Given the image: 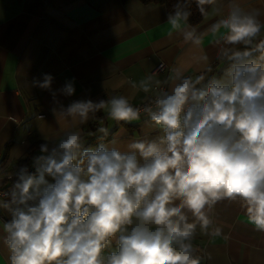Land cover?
<instances>
[{"label": "clouds", "instance_id": "1", "mask_svg": "<svg viewBox=\"0 0 264 264\" xmlns=\"http://www.w3.org/2000/svg\"><path fill=\"white\" fill-rule=\"evenodd\" d=\"M192 3L205 24L191 23ZM262 17L264 0H176L168 35L196 47L204 35L216 37L222 75H211L210 66L185 74L177 65L160 79V65L132 83L142 93L155 86L158 94L143 107L123 94L64 106L57 95L73 96L74 78L55 90L51 74L33 78L30 87L52 96V112L75 123L39 144L31 168L0 169L4 264H202L196 237L227 238L216 216L223 202L236 203L264 233ZM102 110L117 125L144 123L157 135L132 138L122 150L99 126V142L86 147L75 129Z\"/></svg>", "mask_w": 264, "mask_h": 264}, {"label": "crops", "instance_id": "2", "mask_svg": "<svg viewBox=\"0 0 264 264\" xmlns=\"http://www.w3.org/2000/svg\"><path fill=\"white\" fill-rule=\"evenodd\" d=\"M166 18L163 5L139 0H0V169L11 172L18 164L31 168L39 144L75 123L52 112L56 105L48 91L30 87L33 78L44 73L54 77L53 90L74 78V95H57L64 106L74 100H107L121 94L136 105L147 103L155 95V86L152 92L142 93L132 83L161 62L168 69L159 73L160 79L177 65L187 69L185 74L210 66L211 75L217 76L222 68L216 62L219 46L212 43L216 37L204 35L199 47L186 45L168 35ZM205 23L202 19L196 26ZM205 45H211L208 62L200 60ZM99 126L109 128L106 140H115L122 150L132 138L157 135L144 123L117 125L103 110L75 130L85 135L87 146L95 147L99 141L93 133ZM14 149L23 152L21 159L15 158ZM9 185L4 179L3 187ZM216 216L227 238L196 237L202 264H264V233L247 224L239 206L220 203ZM5 257L6 253L0 254V264Z\"/></svg>", "mask_w": 264, "mask_h": 264}, {"label": "trees", "instance_id": "3", "mask_svg": "<svg viewBox=\"0 0 264 264\" xmlns=\"http://www.w3.org/2000/svg\"><path fill=\"white\" fill-rule=\"evenodd\" d=\"M126 1V0H123ZM142 4H159V5H163L166 9V13L168 15V13L173 11V5L176 3V0H139ZM191 11H192V16L190 18L191 23L193 25H197L198 23L201 22L202 17L199 15L195 3L191 4ZM227 65H225L226 67ZM222 69H220V72L218 71L217 77H219V74H221ZM87 147V144L85 145Z\"/></svg>", "mask_w": 264, "mask_h": 264}, {"label": "built area", "instance_id": "4", "mask_svg": "<svg viewBox=\"0 0 264 264\" xmlns=\"http://www.w3.org/2000/svg\"><path fill=\"white\" fill-rule=\"evenodd\" d=\"M160 65H163V70L162 71H160L159 73H162V72H165V71H167V69H168V66H166L164 63H159L156 67H155V69L156 68H158ZM154 69V70H155ZM154 72V71H153ZM158 93L155 91V95L152 97V98H154L156 95H157ZM145 104V103H144ZM144 104H138V105H140L141 107H143V105Z\"/></svg>", "mask_w": 264, "mask_h": 264}]
</instances>
